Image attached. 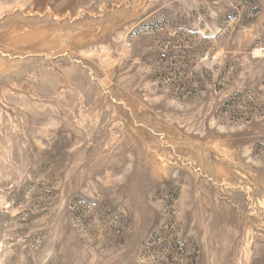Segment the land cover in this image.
I'll return each mask as SVG.
<instances>
[{
	"label": "rangeland",
	"instance_id": "rangeland-1",
	"mask_svg": "<svg viewBox=\"0 0 264 264\" xmlns=\"http://www.w3.org/2000/svg\"><path fill=\"white\" fill-rule=\"evenodd\" d=\"M0 264H264V0H0Z\"/></svg>",
	"mask_w": 264,
	"mask_h": 264
}]
</instances>
